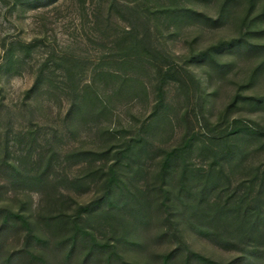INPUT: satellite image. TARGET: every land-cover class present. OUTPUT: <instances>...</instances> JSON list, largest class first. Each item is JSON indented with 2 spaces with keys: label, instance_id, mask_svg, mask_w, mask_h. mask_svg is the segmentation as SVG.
I'll use <instances>...</instances> for the list:
<instances>
[{
  "label": "rangeland",
  "instance_id": "1",
  "mask_svg": "<svg viewBox=\"0 0 264 264\" xmlns=\"http://www.w3.org/2000/svg\"><path fill=\"white\" fill-rule=\"evenodd\" d=\"M180 8L221 19L210 27L166 11ZM262 12L264 0H0V161L30 175L51 161L48 181L30 189L12 183L0 164V264L22 250L45 264H81L87 237H77L74 254L65 256L72 221L120 256L108 262L110 247H95L86 264H161L159 255L173 248L172 264H183L186 248L218 264L237 255L186 226L176 199L182 158L173 157L165 174L162 163L166 152L189 140L181 153L188 168L221 171L218 201L244 191L262 170L264 105L249 98L264 97V49L226 44L236 38L264 44V35L254 34L264 28V18L256 19ZM142 39L150 56L141 53ZM132 44L139 48L128 50ZM204 50L209 53L196 59ZM234 125L257 134H231ZM127 144L130 158L117 173L130 191L128 206L113 209L120 218L101 215L110 209L105 205L76 217L78 206L103 196L113 156ZM83 150L106 152L98 159L69 157ZM258 187L254 182L250 192ZM121 196L114 189L111 199ZM258 205L264 210V181ZM10 211L22 214L42 241L18 220L2 224ZM50 216L63 221L47 223ZM24 254L10 264H36Z\"/></svg>",
  "mask_w": 264,
  "mask_h": 264
},
{
  "label": "trees",
  "instance_id": "2",
  "mask_svg": "<svg viewBox=\"0 0 264 264\" xmlns=\"http://www.w3.org/2000/svg\"><path fill=\"white\" fill-rule=\"evenodd\" d=\"M43 3L48 2L50 0H41ZM41 3V2H40ZM168 12L174 11V13H178L184 16H191L198 18L200 21H203L205 25L210 27L216 26L220 22V16L215 18H210L201 13L194 12L188 10L186 8H180L176 10H166ZM173 13V12H172ZM264 18V12L260 13L256 16V19ZM256 35H264V28H260L254 32ZM227 46L229 48H240L245 47L249 50H261L264 49V44L257 43H246L242 40V38H236L232 41H228ZM141 53L145 55V57L150 56L149 49L146 47L144 39L141 41L140 45ZM139 45L132 44L128 47V50L133 51L138 49ZM219 45H217L214 49H207L206 51L216 52L215 50H219ZM199 52L196 56V59H199L200 56H204L209 52ZM139 52V50H138ZM149 52V53H148ZM210 57L212 55L210 54ZM221 67L226 66L225 63L219 64ZM37 84V80L34 82L31 90L35 88ZM238 97V96H236ZM235 97V98H236ZM235 99H233L234 101ZM253 105H264V97L257 98H249ZM238 131H244L249 134H257L253 129H249L248 127L240 128L239 126H233L230 129L231 134L238 133ZM189 140H184L181 146L178 149H173L165 153L163 157L162 163V173L165 174L167 171L168 163L175 156L182 158V165L180 171L178 173L177 179V190H176V199L179 203L178 212L180 214L181 219L185 222L186 226L197 236L202 237L214 245L223 248L225 250H237L238 254L232 257L225 264H264V210L260 209L258 205L259 196L263 190V181H264V166L261 171H254V175L251 176L248 180V186L241 193H237L236 190H233L230 194L226 195L224 199L218 201L217 197V184L220 179L219 175L221 174L220 169L214 170L212 167H208L206 170L202 172L192 171L184 162V158L181 156V153L184 152V149H188ZM131 144L126 145V149L118 150L114 154V160L110 164L108 168V172L105 175V191L102 197L97 200H94L86 205L78 206L76 210V217H79L81 213L86 215H91L94 211H96L101 205L108 206L109 210L103 211L105 218H117L118 214L113 212V209L125 210L128 206V196L130 195V191L128 186L120 180L118 175V166L121 164V160L124 157H128V151L131 150ZM106 152V151H105ZM105 152L96 153L90 150L83 151H75L69 154L70 158H102ZM229 153V152H228ZM227 153V154H228ZM51 161H47V164L37 175H30L24 172L20 166L8 162L6 159H2L0 164L3 166L4 171L9 175L12 179V183L21 185L22 188H35L42 187V185L48 181L47 171L50 167ZM128 164V163H127ZM197 179L201 180L200 185L197 188H194L193 182L197 181ZM254 182L258 183V190L254 193L250 192V186L253 185ZM71 183V182H69ZM114 189H117L119 192L120 198L124 197V199H111V194L114 192ZM164 197L167 196L168 190L164 188L163 190ZM214 193L213 199L209 200V195ZM252 199V204L247 205V199ZM130 209L133 213L135 208ZM129 212V211H128ZM130 212V213H131ZM115 213L117 216H115ZM135 213V217L142 224L146 223L144 213ZM9 219L17 220L20 224L25 227L29 236L35 239L37 242H41L42 240L33 235L32 227L26 220V218L18 213V212H7L2 215V224H6ZM77 219V218H76ZM53 220L55 223L59 224L63 220L60 219L59 216L55 217H47V223ZM75 220V219H74ZM73 224V234L69 237V248L65 253L66 257H71L74 254V248L77 243V237H87L89 239V248L85 257L82 259L81 264H86L87 259L93 253V249L95 247L98 248H107L110 247V252L107 256V260H111L113 257L120 258L117 252L114 249L113 245H110L108 242L100 243L97 241L92 234V232L82 228L79 226L76 221H72ZM3 226H0V231ZM80 235V236H79ZM84 239V238H83ZM124 239V238H123ZM131 245L138 246L139 244L136 241H128ZM1 246V241H0ZM25 255L26 253L29 256V262L35 261L36 264H45L44 260L28 250L15 251L11 254L6 255L2 261L3 264H10L15 258L19 257L20 254ZM178 253V248L170 249L169 251L160 254V262L161 264H172L171 260ZM192 262L197 264H218L214 260H211L207 257H204L200 254L192 252L185 249L184 261L183 264H191ZM109 264V263H108ZM121 264H130L125 260L121 261Z\"/></svg>",
  "mask_w": 264,
  "mask_h": 264
}]
</instances>
